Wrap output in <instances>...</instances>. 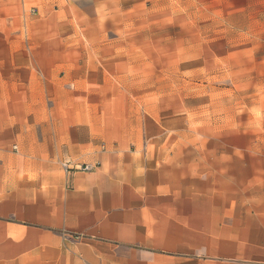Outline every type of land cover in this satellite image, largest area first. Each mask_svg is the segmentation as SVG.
Returning <instances> with one entry per match:
<instances>
[{
  "label": "crops",
  "instance_id": "1",
  "mask_svg": "<svg viewBox=\"0 0 264 264\" xmlns=\"http://www.w3.org/2000/svg\"><path fill=\"white\" fill-rule=\"evenodd\" d=\"M213 2L226 24L264 26V0ZM132 12L0 0V264H264V195L221 191L226 164L211 177L210 150L159 144L174 134L125 99L147 55Z\"/></svg>",
  "mask_w": 264,
  "mask_h": 264
},
{
  "label": "rangeland",
  "instance_id": "2",
  "mask_svg": "<svg viewBox=\"0 0 264 264\" xmlns=\"http://www.w3.org/2000/svg\"><path fill=\"white\" fill-rule=\"evenodd\" d=\"M220 5L225 6L213 0H132V18H139L132 30L148 39L138 45L147 55L132 59L138 63L134 85L123 94L147 119L148 133L174 134L156 142L189 146L196 158L210 150L205 154L211 177L226 164L227 190L221 191L234 195L242 186L243 195L254 194L252 188L264 195V26L226 24L233 20L224 19L229 11ZM2 13L9 35L16 11ZM220 186L211 185L212 195Z\"/></svg>",
  "mask_w": 264,
  "mask_h": 264
},
{
  "label": "built area",
  "instance_id": "3",
  "mask_svg": "<svg viewBox=\"0 0 264 264\" xmlns=\"http://www.w3.org/2000/svg\"><path fill=\"white\" fill-rule=\"evenodd\" d=\"M67 170H69L68 169V167H67V165H63ZM83 170H85V171H89V170H91V168L90 167H88V166H86L85 168H83Z\"/></svg>",
  "mask_w": 264,
  "mask_h": 264
}]
</instances>
